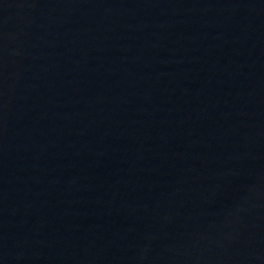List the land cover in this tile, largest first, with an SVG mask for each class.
<instances>
[{"label": "water", "instance_id": "obj_1", "mask_svg": "<svg viewBox=\"0 0 264 264\" xmlns=\"http://www.w3.org/2000/svg\"><path fill=\"white\" fill-rule=\"evenodd\" d=\"M0 264H264V0H0Z\"/></svg>", "mask_w": 264, "mask_h": 264}]
</instances>
